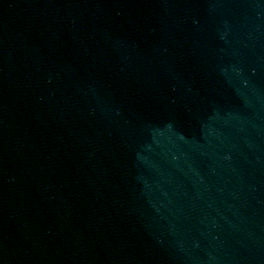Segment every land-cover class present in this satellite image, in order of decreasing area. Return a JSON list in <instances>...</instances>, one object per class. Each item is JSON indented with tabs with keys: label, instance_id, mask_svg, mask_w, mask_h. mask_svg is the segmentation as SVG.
Instances as JSON below:
<instances>
[{
	"label": "water",
	"instance_id": "obj_1",
	"mask_svg": "<svg viewBox=\"0 0 264 264\" xmlns=\"http://www.w3.org/2000/svg\"><path fill=\"white\" fill-rule=\"evenodd\" d=\"M0 264H264V73L221 0H0Z\"/></svg>",
	"mask_w": 264,
	"mask_h": 264
}]
</instances>
